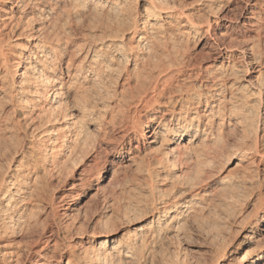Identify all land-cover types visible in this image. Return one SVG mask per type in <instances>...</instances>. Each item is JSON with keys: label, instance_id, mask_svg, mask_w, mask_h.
<instances>
[{"label": "rangeland", "instance_id": "rangeland-1", "mask_svg": "<svg viewBox=\"0 0 264 264\" xmlns=\"http://www.w3.org/2000/svg\"><path fill=\"white\" fill-rule=\"evenodd\" d=\"M78 1L79 0L75 1V6L82 7L76 8L78 9L77 11L75 8L72 9L74 11H71V13L74 14L72 15L70 13L71 15L69 14V17L71 16V18L68 20H65L68 17L66 18L64 16V18L60 16L61 22L58 23L59 26L62 23L61 26H63L62 28L64 31L67 29L66 31L68 33L66 31L64 32V34H66L65 36L68 39L70 38V45L67 49H70V54L74 61H76L75 63L80 64L82 62L83 66H85L87 64V62H85L86 56H88L94 48H98L99 45L103 44V40L104 42L109 40L108 38L116 40V43H118V45L120 44V46L124 45L125 49H123V46L121 47L123 49L121 51L122 55H119L113 49H104L103 57L99 58V62L95 64V73L97 74L95 75L94 73V75H91L92 77L87 75L83 80L79 75V77L76 76L77 81L74 77L69 79L66 75H63L64 81H73L71 82L72 84H66V86L71 85L69 87L73 89L68 87L64 89L65 93L61 96L63 97L61 98L62 114L67 120L70 119L72 122L74 120L73 129L77 126L84 127L82 129L86 133H83L88 138L85 139V151L81 149L79 153V156L83 158H77V160L81 159L78 161L76 160V162H78L77 165L76 163L72 164L69 162L70 164L68 163V165L72 166V168L65 165L63 166L64 168H62L64 171L60 169L62 172L59 171V173H56L58 172L56 171L53 173L56 175H52L48 183H46L47 180L46 182L44 180L46 183L44 184L46 185L45 189H51V186L52 189H49L50 192L49 190H45L44 194L48 197L46 195L43 196L45 200L43 199L42 202H40L42 205L39 204L38 207V210H41L39 212L40 215L38 214L39 221H43L45 217L46 221H48L44 225H49H47L44 230L40 245H47L45 239H50L52 234V239L58 241L57 243H63L64 245L71 244L70 248H73L72 251L75 257L80 260L82 258L84 259L81 255L89 257L88 255L91 253L96 243L94 241L95 238L102 239L103 236L111 232L116 239H119L123 245L125 244L124 246L135 256H132L134 258L131 259L124 257L123 253L120 252L118 253L120 255L115 254L116 257L112 258L114 259L111 260L112 263L108 264H113V262L114 264H215V261H217V264H241L244 256H246V254H251L254 250L261 249L264 255V221L262 219L264 217V211L260 205L261 201L264 199V131H261L263 122L261 111H263L264 102L259 104L256 100L257 97H255L256 99L248 97V101H251V104H249L248 101H245V104V102H241L243 99H239L241 91L247 92V89L249 91L260 85L258 81L261 77L260 73L263 72L264 44H260L263 47H260L262 50L259 53V57L261 59L263 58V63H258V61L253 63L254 61H252L251 66L254 67L253 71L244 72V60H241L242 54L239 51L252 43V40H255V38H252L255 37L254 33L245 31L241 23L240 10L245 0H198L190 1L191 3L188 1L191 5L190 7L188 6V8L186 7V13L189 18H194L193 20H195V22H200L201 26H199L198 29L189 28V26L182 27L181 24L172 19V17L162 16L161 18L153 20L147 16L144 8L138 4L140 3L139 1L138 3L134 2L135 5L132 0H128V2H126L127 0H120L125 7L124 9L122 6V9L127 13L123 10V12H121V10L106 12L99 9V7L98 9L92 6L84 7L82 1H79L80 5H78ZM131 1L133 4L128 5ZM164 1L166 0H163V2ZM8 12V9L4 8L3 15L6 16ZM87 12H89V14ZM116 12L118 14H116ZM221 13L222 15H226V19L222 20L220 26H212L217 35L221 34L224 37L226 44L229 43L233 46L232 48L234 51V56L230 57L231 61H234V66H228L229 68L227 67V69H224L226 74L223 76L224 80L221 77L219 80H215V83H218L220 88L227 84L234 83L231 89L225 88V92H222L224 101L225 99L228 100L226 103L222 102L223 106L221 103L219 105L222 106V109L224 108L223 110L221 109L223 112H221L220 115L222 116L219 117L220 119H215L216 124L211 125L213 128L204 125L208 120V117L205 116L206 108L210 106L209 104H218V102H215L216 97L209 95L206 100L208 102H206L207 104L200 101L201 104L198 103L197 105L201 115L199 119V129H206H204L203 133L196 134V126L194 125L193 128L183 134L181 138L175 140L174 145L171 146L175 147V150L172 149L173 151L170 150L171 147L167 146V143L163 141V136L160 135L161 133L159 132H157V134H159L157 135L156 142L147 144L145 140L141 139V134L145 126L148 124L155 126L156 121L160 120V118L166 123V126L168 125V127H171V125H173L172 120H169L170 116H168L169 111L167 110L170 108L171 104L165 102L166 105L164 104V106L155 105L156 110L153 120L148 118V112L150 110L148 105L147 107H139L138 111L136 110L134 114H132L134 107H129V113L134 115L137 119L133 117L129 121L122 117L124 111L127 110L126 108L129 101L128 86L133 90L137 84L141 83V76L143 75L140 74H143L146 70L145 63L141 60L140 56L135 57L133 54H130L131 51V53L134 52V45H136V43L138 44L135 38L131 40L129 37L130 35L132 36L131 25L135 26V24L138 23L136 26L141 27V22L144 21L150 23L154 22L159 25L155 24V27H159L160 32L157 30L158 28L154 29L153 32L158 31L160 33V35L157 34L159 38L160 36L162 38V35H164L165 37L163 36L162 39L165 43L168 38V43L166 44L168 46L167 48L170 47L169 51H173V54L175 53L176 55L177 53L178 57H181L179 59L181 61H179L177 55L175 56L171 53L173 58L177 59L174 60V70L176 71L177 66H179L177 68L178 72L176 71L177 74H174L177 79L176 81H174L175 79L172 80L174 83L170 85L173 87H170V90H189L188 93L192 94L190 92L192 88H195L199 84H206V86H208L210 81L213 82L210 76L213 75L214 71L216 72L214 76H219V73L221 74L220 70H212V67H210L213 63L211 58L214 56L212 53L214 49L210 43L214 34L204 31L206 29L204 21ZM263 16L264 13L261 15V20H264ZM115 17H118L117 20L114 19ZM125 17L127 19H124ZM227 19L230 20L227 21ZM115 20L117 22L119 21V24L123 23L122 26ZM64 22L65 24L68 23L67 28L65 27L66 25L64 26ZM39 23L40 22L37 21L36 24L33 23V25L37 27ZM117 24L120 26L119 29ZM163 25H165L167 29H165ZM160 29L163 31V34ZM170 29L171 31L173 29L175 30L170 32ZM167 32L172 35L169 36ZM261 34L263 37V33ZM118 35L120 36L119 38ZM166 35L169 37L166 38ZM176 36L178 38L180 36L181 38L179 39V43L176 41V39L178 40ZM169 40L172 41L169 43ZM180 41L185 44L184 47L182 46L183 44H180ZM17 43L24 45L21 46L19 44L15 46L16 48L14 47V49L11 50L12 53L10 51L9 54L10 57L12 56L11 59L13 58V61L21 56L20 58L24 64V62L26 63L27 61L26 58L31 55L32 48L29 50L30 52H26L25 47L23 48L26 44L25 39L17 40ZM172 43H175L177 48L175 44ZM169 44L172 45L169 46ZM127 45L130 46L131 51ZM173 45L174 50H172ZM178 47L181 51H177ZM110 56L111 58L114 57V59L108 64V57ZM125 61L127 62L125 63ZM141 61L143 63H141ZM102 63L105 65H102ZM224 64H227V62ZM141 66L143 67L142 73H140ZM110 69H115L116 71H110ZM256 70L260 73H257ZM233 73L237 74L234 75ZM99 75L101 77H99ZM95 76L98 78H95ZM208 79L209 81H207ZM221 79L224 82L221 81ZM247 80L253 82L251 83L253 85L250 83L247 84ZM66 83H68V81ZM95 83H98L99 86ZM100 83L102 85H100ZM2 84L3 81L0 80V87ZM177 84L178 87L175 86ZM243 84L244 86L241 91L236 89L237 86H242ZM73 85L76 86L74 87ZM93 86L99 88L97 89ZM104 86L107 87L104 88ZM174 87L177 88L175 89ZM208 87H206L207 89H203L204 87H199L197 89L200 92H206L210 89ZM113 89L114 91H112ZM122 89L125 90L122 91ZM83 91L86 94V98L89 99L85 100L86 98L83 96L85 95ZM193 91L195 90H192V92ZM81 94L83 99L80 97ZM234 96L236 97L234 98ZM3 98H5V95L3 91H0V104L4 103L5 99L3 101L1 100ZM228 98H231V100ZM72 99L77 101L78 104ZM77 99L81 100L80 103ZM232 99H234V101ZM191 100L192 99H188L187 101ZM187 101L184 100L183 104H186ZM2 104L0 105V115L9 116L8 120L12 125L14 121L24 122L23 119L29 116L30 111L27 112V109L14 113L13 110H10L11 108L9 105L4 103L5 106H2ZM39 107L40 106L33 108V111H35H31L30 114L32 113L35 116L38 109H40ZM256 111H260L259 114L256 113ZM65 112L66 114H64ZM82 112L85 113L83 114ZM159 112L163 114L161 115ZM26 114L27 116H24L25 118L22 117ZM247 114L252 115L248 116ZM80 122H83V124ZM0 123H2L0 126H4L5 124V122ZM28 125H30V123L27 124V128H29ZM27 128L25 132H19V138H23V143L14 142L12 139L13 137L8 133L9 131L0 130V133H5V136H0V139L3 137L6 138L5 141L2 143L0 142V175L10 168L14 169L18 166L17 168L21 169L25 166V161L28 160L27 157L32 156L29 150L26 149V146H24L33 134V130L29 128L30 131ZM27 137H30L29 140ZM19 138H17L18 141ZM191 138H194V140H191ZM17 143H19V145ZM12 144L14 145L12 146ZM9 146L12 151L9 149ZM16 146H18V148L20 147L19 150L22 151L20 152ZM15 147L17 149H15ZM63 148L64 146L61 147L60 152L64 151ZM8 149L9 151H7ZM14 149L17 152L14 153ZM255 150L258 151V153H255ZM166 151H168V153H166L167 155L165 157ZM11 152L14 154H10ZM118 154L124 157L118 159L115 157ZM11 157L13 158L12 160H10ZM94 157L96 158L94 159ZM19 158H22V160ZM165 158H167V160ZM94 160H96L95 162L98 160V162L95 164V162H93ZM113 160H116V163L112 166L110 163L113 162ZM10 161L14 163H10ZM22 162L23 166L20 165ZM8 164H11V167L9 166L10 168ZM97 165L104 169L103 172L101 171V178L94 176V169H96L95 166ZM48 184L50 187L48 186L47 188ZM189 196L195 199L196 203L192 205L188 212L189 214L187 213L183 217L181 221L182 224L166 234L152 237L148 227L150 220L155 218L156 215H159L164 209L170 207L171 205H166L169 202L177 201L180 203L183 199L190 198ZM46 214L48 217L45 216ZM51 216L55 219L53 223L51 222L52 219L49 218ZM36 230L42 231V227ZM36 230L32 234H24L21 232L20 235L16 236L11 241V243L13 242V245L10 243L12 247L19 244L17 247H14L19 250L18 254L20 253L14 259L13 264H18L19 261L21 263L25 259L24 257L27 256V250H25L27 248H25L24 244L25 240L26 242H30L32 239L31 237L35 238L38 236L39 233L36 232ZM28 235L31 236L29 237ZM45 235L50 237L47 238ZM62 238L65 239L63 240ZM98 239L96 241H98ZM14 240L16 242H14ZM51 243H53V241L50 242L49 245ZM63 244L57 248L58 250H56V252H59L60 247L63 248ZM91 247L92 249H88ZM135 250L138 251V253ZM83 253L85 254L83 255ZM86 254L88 255L86 256ZM254 257L255 255L251 254L249 262H252ZM92 261L88 262V264H93L94 262L92 263ZM263 263L264 259L261 264Z\"/></svg>", "mask_w": 264, "mask_h": 264}, {"label": "bare ground", "instance_id": "bare-ground-1", "mask_svg": "<svg viewBox=\"0 0 264 264\" xmlns=\"http://www.w3.org/2000/svg\"><path fill=\"white\" fill-rule=\"evenodd\" d=\"M75 1L76 0H0V80L3 81V84L0 87V89H1L0 91H3V93L5 95V98H3L1 100L3 101L5 99L4 103L9 105L11 108L10 110H13L14 113H17L19 111H23V109H27V112L28 111L34 112L35 110L33 111V108L40 106L39 107L40 109H38L35 116L32 113L30 114V112H29L28 118L24 117V116H27V114L22 116L25 118V119H23L24 122L14 121L13 125L9 123V120H8L9 116L7 117L4 115L6 110L3 113L4 116L0 115V122H3V123L5 122L4 126H0V130H2V131L4 130L6 132L9 131L8 133H9V135H11L13 137L12 139L14 140V142H22L23 141L22 140L23 138L22 139L19 138V132H21V131L25 132V129L27 128V124L30 123V125H28V127L33 130L32 131L33 134L31 135V138L29 137L30 140L27 137L29 141H27V143L24 142L25 143L24 146H26V149H28L29 153H31L30 155H32V156L27 157L28 160L25 161L26 164L24 163L25 168L22 167L24 169H22V168L19 169V168H17L18 167L17 166L16 168L13 169V168H10L11 164L10 165L8 164V167L10 166L9 167L10 169L9 170L6 169L7 171H5L3 174L0 175V264H13L14 263L13 261L16 258V256L20 254V253L18 254L19 250H17V248H15L19 244L17 245L16 243H14L17 245V246L14 245L15 247L14 246L12 247L10 245L11 241L16 236L20 235L21 232H23L24 234H27V233L32 234L39 227H42V231L36 230V232L39 233L38 236H36L35 238L31 237L32 238L31 239V238H29L31 235L30 236L28 235L29 236L28 238L31 239L30 242L29 241L26 242V240H25L24 244H25V248H27V249H25V250H27V256L24 257L25 259L21 263L19 261L18 264H88V262H90L92 260H94V261H92V263L94 262L93 264H106V263L108 264V263H112L111 260H114L112 258H115L116 257L115 254H118L120 252L123 253L124 257H128L131 259L134 258L132 256H135V255H133V253L129 249H127V247L124 246L125 244L123 245L122 242L119 239H116V237L111 232H109V234L103 236L102 239L95 238L94 241L96 243L93 246V249H92V247L88 248V249H92L91 253L90 254L88 253L89 255L86 254V256L88 255L89 257H85V256L81 255V257H84V259L82 258L83 260L82 259L79 260L75 257L74 252L72 251L73 248L72 249L70 248L71 244H69V245L67 244L68 245L67 246V245H64L63 243H57L58 241L52 239V234H51L50 239L44 238L45 242L47 241V243H46L47 245H45L46 247L44 245L43 246L40 245L41 238L44 235V230L48 225V224H46V226L44 225L48 221V220L46 221L45 217H44L45 220L43 219V221H39V218H38V214L41 211V210L40 211L38 210L39 204H41L40 202H42V200L44 199L43 196L46 195V194H44L45 190L50 189V188L45 189L46 185H44V184L48 183V180L52 175H56L53 173H55L56 171H58L56 173H59L60 169L64 168L63 166L68 165L69 162H71L72 164L76 163V165H77L78 162H76V160L78 157L81 158L79 156L80 155L79 153L81 152V149L82 150L84 149V146L86 147L85 139L88 138L84 135V133H86L82 129L84 127L77 126V127H75V129H73L74 120L71 118L73 120V122L70 121L68 116H67V118L69 120H67L65 118V116H63V114H62L61 98H63V97H61V96L63 93H65L64 89L66 87L71 88V87H69L71 85L66 86V84H70L71 82H73L71 80L64 81L63 75H66V77H68L69 79L71 77L72 78L74 77V78H76V80H77V77H79V75H80L82 77V79L84 80L87 75L91 76V75H94V73L96 72V69H95L96 65L95 64H97V62H99L98 61L99 58L103 57L104 49H108V50L113 49L119 55H122L121 51L123 49H125L124 45H122L123 46V49H122L121 48L122 46H120V44L118 45V43H116V40H114L112 38H108L109 40H107L106 42H104V40H103V44L99 45L98 48H94L91 51V53L88 56H86L85 62H87V64L85 63L86 64L85 66H83L82 62H81L82 65H81V63L76 64L75 63L76 61H74L72 55L70 54L71 53L70 49H67V47L70 45V40H69L70 38L68 39L65 36L66 34H64V32L67 29L64 31L62 28L63 26H61L62 23L60 25L61 27L58 24L59 22H61L60 16H63V17L65 16L66 18L68 17L67 19H65V20H68L69 18H71V16L69 17V14L71 13V11H74L72 9L75 8V10L77 11L78 9H76V8L82 7V6L76 7ZM79 1L80 2L82 1V3L84 4V7L85 6L91 7L92 6V7H96L97 9L99 7V9L104 10L106 12H111V11L115 12V11H120V10H121V12L124 11L122 9L124 6L122 5V2H120V0H79ZM79 1H78V5H80ZM132 1H133V3L134 2L138 3V1H139L140 3H138V4L144 8L145 12L147 13V16L153 20H156V18H161L162 16H166V17H172V19L176 20V22L178 21L182 27L183 26H187V27L189 26V28L198 29V27L201 26L200 22L199 23H197L198 21L195 22V20H193L194 18H192V19L189 18L187 13H186L188 6L190 7V5H191V4H189V2L190 1L191 2L192 1H198V0H166L164 2H163V0H132ZM132 1L129 2L128 5L133 4ZM126 2H128V0ZM83 4H81V5H83ZM4 8L8 9V11H9L6 16L3 15ZM124 9H125V7H124ZM87 13L89 14V12H87ZM125 13H127V12H125ZM263 13H264V0H245L244 4L241 5L240 16L242 19L241 23H242L243 27L245 28L244 30L247 32H253L254 36H255V37H252V38H255V40H252L253 41L252 43H250L246 48L244 47L239 51L242 54L241 60H244V68H243L244 72H248V71L252 72L253 71L254 67L251 66L252 61H254L253 63H255L257 61H258V63H260V62L263 63V61H262L263 58L261 59L259 57L260 56L259 53L262 50V48H260V47H263L260 44H264V30H263L264 22H262L264 20H261V15ZM116 14H118V13L116 12ZM113 16H114V14H113ZM126 16H127V14H126ZM117 18L115 17L114 19L117 20ZM124 19H127V18L125 17ZM224 19H226V15L225 14L222 15V13H221V14H216V15H214L213 18H209V19H206L204 21V24L206 27V29L204 31L206 33H213L214 34V36L212 37V41L210 43V44H212V47L214 49V51L212 52L214 56H213V58H211L213 63L210 67H212L211 68L212 70H220L221 74L217 71L219 73V76H217V75L214 76V73H216L214 71L213 75L210 76L213 79V82L210 81V84H209L210 86L208 85L209 86L208 87V86H206V84H199L195 88H192V90H195L193 92H192V90L190 91L192 94L188 93L189 90H182V89L175 90V91H174V89L172 91L170 90V87H171L170 85L172 83H174L172 80L175 79L174 81H176V79H177L175 77V75L177 74L176 71L178 70L177 68L179 66V65L177 66L176 71H175L174 70V68H175L174 67V65H175L174 60H177V59L173 58V55H175V53L173 54L172 53L173 51L170 52L169 51L170 47L167 48L168 46L166 44V43H168L167 37H169L172 34L167 32L169 36L166 35L167 39H166V43H165V41L162 39L164 35H162V38H161V36L159 38V36L157 35V34L160 35L159 27H155L156 25H158L157 23H154V22L150 23V22L144 21V22H141V24H142L141 27L136 26V24H138V23H136L135 26L131 25L132 36L130 35L129 37L131 40H132V38H135L138 41V44L136 43V45H134V47H133L134 52L133 53H131L132 51H131L130 46L129 45H127V46H129V48H130V51H131L130 54H133L135 57L140 56L141 60L144 61L145 66H146V70H145V72H143V74H140L143 71V69H142L143 67L141 66L140 73H139L140 75H143V76H141L142 77L141 83L137 84V86H135L133 88V90L131 88H129V86H128L129 101H128L127 108H126L127 110H125V108H124L125 111L122 110V111H124V113L122 114L123 115L122 117H124V119L130 121V119L133 118L134 115H131V113H129V107H131V106L134 107V111L132 112V114H134L136 112V110L138 111L139 107H141V106L147 107V105H148L150 107V110L148 112V115H149L148 118L150 120H153L154 116H155V110H156L155 105H157V106L163 105L164 106L165 102L168 104H171L170 108H168L167 110L170 113V114L168 113V116H170L169 120L170 121L172 120L173 125H171V127H168V125L166 126V123L163 122V120H161V118H160V120L156 121L155 126H151L150 124L145 126L143 131H142V134H141V139L145 140L147 144L155 143L157 135L159 133H161L160 135L163 136V141L167 143L166 144L167 146L171 147L174 145L176 139L181 138L182 135L187 133L191 128H193L194 125L196 126V129H195L196 134L203 133L205 128L199 129V127H200L199 119L201 118V115L198 111L197 105H198V103L201 104L200 101L206 103L207 102L206 101L207 96H209V95L216 97L215 102H218V104H209L210 106H208L206 108V110H205L206 115L205 114L204 115L206 117H208V120L204 125L210 127L211 125L216 124L215 123L216 118H219L220 116H222V115H220V113L223 112L222 110L224 109V108L223 109L221 108L223 106L222 102L226 103V101H228L227 99H225V101H224V99H223L224 96L222 95V92L224 91L225 88L231 89V87L233 86L234 83L233 84L230 83L229 85L224 84L225 86L220 88L218 86V83L217 84L215 83L216 82L215 80L216 79L219 80L220 77L223 79V76L226 75L224 69H227L228 66H231V67L234 66V64H233L234 61H231V59H230V57L234 56V51L232 48L233 46L231 44L225 43L224 37L221 34H219V35L216 34L215 29L213 28L212 25H219L220 26L222 20H224ZM122 20H123V18H122ZM228 20H230V19H227V21ZM37 21H39L40 23L36 27V25H33V23L36 24ZM75 21H76V19H75ZM170 23H172V22H170ZM63 24H64V26L66 25L65 27L67 28L68 23L65 24V22H64ZM69 24H71V23H69ZM122 24L120 23L119 25L122 26ZM119 25H118V29L120 27ZM163 26L165 27V25H163ZM150 29L152 30V32ZM154 29H157L159 32L158 31L153 32ZM165 29H167V28L165 27ZM173 30H175V29H173ZM172 31L170 29V32H172ZM122 32H123V30H122ZM126 32H127V30H126ZM162 32L163 31L161 30V33ZM261 33H263V37H262ZM173 35H175V34H173ZM119 37L120 36L118 35V38ZM98 38H100V37H98ZM20 39H25V41H26L25 46H23V48L25 47L26 52L32 48L31 55L29 54L30 56L28 58H26L27 61H26V63L24 62V64L20 58L21 56L19 58L17 57L18 59L17 60L15 59L13 61L12 60L13 58L11 59L12 56L10 57V54H9L10 51L13 50L15 46H17L19 44L21 45V43H19V44L17 43V40H20ZM179 39H181L180 36H179L178 40L176 39V41H178V43H179ZM172 40H169V43ZM181 41H183V40H181ZM181 41H180V44L181 45L183 44L182 46L184 47L185 44L181 43ZM123 43H124V41H123ZM172 44H175V43H172ZM22 45H24V44H22ZM130 45H131V43H130ZM171 45L169 44V46H171ZM175 47L177 48L176 44H175ZM183 47H181V48H183ZM173 48H174V45L172 47V50H174ZM179 49L180 48L178 47L177 51H181ZM73 50H75V49H73ZM177 51H175V52H177ZM11 53H12V51H11ZM73 53H75V52H73ZM176 55H177V53H176ZM126 56H128V55H126ZM74 57H75V55H74ZM177 57H178V55H177ZM180 58L181 57H178V60ZM24 59H25V57H24ZM113 59H114V57L113 58H111V56L108 57L107 63L109 64L110 62H112ZM125 59H127V58H125ZM119 60H120V58H119ZM138 60H140V59H138ZM182 60H183V58H182ZM127 61H125V63ZM142 61H141V63H143ZM179 61H181V60H179ZM225 62H227V64H224ZM64 63H65V65H64ZM102 65H105V64L102 63ZM110 68H112V67H110ZM262 68H263V70H262L263 72L261 71L262 73L258 72L259 69L256 70V72L260 73V76H261L259 81H258L260 84L259 87H254L253 89H250L249 91L247 89V92L241 91L244 84L242 86L236 87V89H239V91H241L240 92L241 94H239L240 95L239 99H243L241 101L242 103L245 101L247 102L249 100L248 97H250L251 99L257 97V99L256 98L255 99L258 101L259 104L264 102V65L262 66ZM97 70H98V68H97ZM114 70L110 69V71H114ZM105 71H106V69H105ZM96 74L97 73H95V75ZM236 74L237 73H235L234 75H236ZM228 76H226V77H228ZM99 77H101V76L99 75ZM95 78H98V77L95 76ZM257 78H259V77H257ZM222 79H221V81L224 80V79L223 80ZM126 80H127V78H126ZM67 81H68V83H66ZM86 81H87V79H86ZM207 81H209V79ZM79 82H81V81H79ZM248 83L251 84L253 82H249V80H247V84ZM129 84H130V82H129ZM96 85L99 86L98 83ZM100 85H102V84L100 83ZM251 85H253V84H251ZM175 86L178 87V84ZM221 86H222V84H221ZM93 87H95V86H93ZM100 87H102V86H100ZM105 87H107V86H104V88ZM199 87H204L203 89L208 87L210 89H208L206 92H200L197 89ZM245 87H247V86H245ZM95 88H97V87H95ZM171 88H173V87H171ZM187 88H189V87H187ZM71 89H73V88H71ZM123 90H125V89H122V91ZM243 90H245V89H243ZM101 91H104V90H101ZM105 91H107V90H105ZM112 91H114V89ZM122 91H121V93H122ZM239 91H237V92H239ZM83 94H85V92ZM232 94H234V93H232ZM232 94H230V95H232ZM72 96H73V94H72ZM83 96H85L84 98H86V94ZM80 97H82V94L80 95ZM235 97L236 96H234V98ZM82 99H83V97H82ZM87 99H89V98H86L85 100H87ZM120 99H119V101H120ZM188 99L189 100L192 99L193 101L192 100H191L192 102L187 101ZM228 99L231 100V98H228ZM184 100L187 101L186 104H183ZM232 100L234 101V99H232ZM64 101H65V99H64ZM66 101H68V100H66ZM78 101L80 103L81 100H78ZM74 102L76 103L77 101H74ZM85 102H87V101H85ZM215 102H213V103H215ZM246 102H245V104H246ZM250 102L251 101H248L249 104H251ZM4 103L3 104L1 103L2 106L3 105L5 106ZM65 103H67V102H65ZM117 103H118V101H117ZM220 103L222 104V106H219ZM77 104H78V102H77ZM202 104H204V103H202ZM232 104H234V103H232ZM253 104H254V102H253ZM65 106H67V105H65ZM149 107H148V109H149ZM78 108H80V107H78ZM253 108H254V106H253ZM101 110H103V109H101ZM189 111H190V114H189ZM259 112L260 111H256V113H258V114H259ZM261 112H262L261 116H263L261 131H264V107H263V111H261ZM64 114H66V112ZM252 114H250V115H252ZM7 115H10V114H7ZM250 115H248V116H250ZM11 116H13V115H11ZM13 117H15V116H13ZM120 118H121V115H120ZM134 118H136V117H134ZM77 120H75V121H77ZM208 121H209V123H208ZM1 124L2 123H0V125ZM81 124H83V122ZM130 124H132V123H130ZM133 126H134V124H133ZM135 127H136V125H135ZM29 128H27V129H29ZM157 132H159V133L157 134ZM0 136L1 137L5 136V133H3V134L0 133ZM20 137H22V136H20ZM17 138H19V141L17 140ZM5 139L6 138H4V137L1 138L0 142L2 143L3 141H5ZM192 139L194 140V138H191V140ZM17 144L19 145V143H17ZM86 144H87V140H86ZM13 145L14 144H12V146ZM10 146H9V149L11 148ZM24 146H22V147H24ZM63 146H64V148H63L64 151L60 152L61 151L60 149ZM16 147L18 148V146H16ZM16 147H15V149H17ZM19 148H18V150H19ZM174 148L175 147H171L170 150H172ZM9 149L7 151H9ZM15 149L13 150L14 153L17 152V151H15ZM10 150L12 151V149H10ZM19 151L21 152L22 150H19ZM84 151H85V149H84ZM14 153L11 152L10 154H14ZM19 153H17V154H19ZM166 153H168V151L165 152V157L167 155ZM255 153H258V151L255 150ZM4 156H5V154H4ZM93 156H95V155H93ZM12 157L10 158V160L13 159ZM96 157H97V154H96ZM96 157H94V159ZM98 157H99V155H98ZM115 157L120 159L121 157H124V156L118 154ZM81 159H78V160H81ZM165 159L167 160V158H165ZM17 160H18V158H17ZM20 160H22V158ZM116 160L115 161L113 160V162H111L110 165L113 166V164L116 163ZM95 161L96 160H94L93 162H95ZM11 162H13V161H10V163ZM97 162H98V160H97ZM97 162H95V164ZM20 165L23 166V162ZM68 166H70V165H68ZM93 166H94V163H93ZM70 167L72 168V166H70ZM95 167H96V169H94V167H93V169L95 170L94 176H96L97 178H101V176H102L101 171L103 172L104 169H102L99 165H97ZM66 168H67V166H66ZM71 170H74V169H71ZM60 172H62V171H60ZM59 178H60V176H59ZM44 180H45V182L47 180V182L45 183ZM49 183H51V182H49ZM51 184H53V183H51ZM48 186H49V184L47 185V188H48ZM51 189H52V186H51ZM50 190H49V192H50ZM49 192H48V194H49ZM49 196H50V194H49ZM50 198H51V196H50ZM52 199H53V197H52ZM195 203H196L195 199L190 197L188 199L187 198L183 199V201L180 203L177 201H171L168 204H166V205H171V206L164 209L163 211H161V213L159 215H156L155 218L150 220L148 227L150 229L151 236L152 237L161 236V235L166 234L167 232L171 231L172 229L178 228V226L180 224H182L181 221H182L183 217L190 211L192 205ZM260 205H261L262 210L264 211V199L261 201ZM42 213H43V211H42ZM45 216H47V214ZM49 218L52 219L51 222L53 223V221L55 220L54 217L51 216ZM262 219L264 221V217ZM42 225H44V226H42ZM59 228H61V227H59ZM26 236H24V237H26ZM46 236L47 235H45V237ZM49 237L47 236V238H49ZM56 237H58V236H56ZM97 239H98V241H96ZM21 240H22V238H21ZM52 241H53V243H51L49 245V243ZM14 242H16V241L14 240ZM22 243H23V241H22ZM11 244L13 245V242ZM58 244H60V245H58ZM62 244H63V246H62L63 248L60 247L59 252H56V250H58L57 248H59V246H61ZM136 248H138V247H136ZM84 252H85V250H84ZM87 252H89V251H87ZM136 252L138 253V251H136ZM137 253H136V255H137ZM84 254L85 253H83V255ZM251 254H254L255 257H254L252 262H249V258L251 256ZM251 254H249V255L246 254V256H244V259L242 260L241 264H261L262 263V261L264 259V255H263V252L261 249L254 250ZM118 255H120V254H118ZM20 259H21V257H20ZM113 264H114V262H113ZM215 264H217V261H215Z\"/></svg>", "mask_w": 264, "mask_h": 264}]
</instances>
